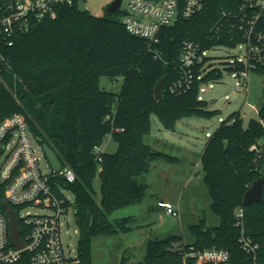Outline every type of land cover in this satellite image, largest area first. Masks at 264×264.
Returning <instances> with one entry per match:
<instances>
[{
  "label": "trees",
  "instance_id": "16d2710c",
  "mask_svg": "<svg viewBox=\"0 0 264 264\" xmlns=\"http://www.w3.org/2000/svg\"><path fill=\"white\" fill-rule=\"evenodd\" d=\"M241 0H207L190 19L178 18L164 27L158 41L132 35L118 12L102 16L82 11L79 5H62L55 19L47 20L28 33L15 37L7 53L12 70L0 67V122L21 113L43 145H48L62 165H70L77 176L74 183L59 178L76 199L79 229L78 251L83 264L93 263V239L132 229L130 217L112 221V212L143 200L147 185L137 176L149 169L156 158L171 160L167 153L145 142L156 115L166 129L174 130L184 117H210L209 102L200 98L203 83L222 78V71L209 69L205 51L217 46L235 47L243 42L241 32L223 20L224 10L236 9ZM184 0H180V7ZM264 30V16L258 22ZM220 28L219 32H215ZM214 30V32H213ZM199 45L203 60L195 66L190 88L173 90L181 78L178 65L185 43ZM239 60L230 70L244 68ZM263 74L264 65L255 69ZM123 77L119 93L100 85L101 77ZM166 76L162 98L154 89ZM117 141L115 152H103L97 159L95 147L107 135ZM201 164L204 181L212 199L211 210L220 225L209 227L205 219L190 225L195 237L185 243L180 236L151 239L145 259L130 264H185L191 247H218L231 253L229 264H251L241 249V228L236 225V209L245 210L246 233L260 244L264 261L263 199L244 204V195L262 176L264 165V102L259 118L245 124L241 110L223 120L207 141ZM101 177V203L95 197L93 180ZM6 187L0 182V212L6 214ZM15 212L19 208L13 206ZM19 226L25 233L19 220ZM193 262H191L192 264ZM19 264H30L24 256ZM121 264H129L123 257Z\"/></svg>",
  "mask_w": 264,
  "mask_h": 264
},
{
  "label": "built area",
  "instance_id": "2783aa9c",
  "mask_svg": "<svg viewBox=\"0 0 264 264\" xmlns=\"http://www.w3.org/2000/svg\"><path fill=\"white\" fill-rule=\"evenodd\" d=\"M85 0H0V67L12 70L7 53L14 45L15 37L28 33L39 24L55 19L62 5H74ZM106 1V10L115 0ZM207 0H122L120 17L127 30L148 42L158 41L161 30L176 22L180 17L190 19L199 13ZM124 5V6H123ZM127 13V14H126ZM264 16V0H241L236 9L224 10L223 20L231 23L243 37L246 45V63L238 70L234 92H247L250 71L264 65V30L258 22ZM218 28L215 32H219ZM214 32V30H213ZM203 60L200 47L188 41L178 62L181 78L173 90L186 92L194 79V69ZM202 85L200 92H205ZM111 134L105 138H109ZM33 138L43 144L32 133L26 116L16 113L0 122V182L6 187V201L24 211L29 206H38L45 214L17 215L24 226L21 237L23 248L12 245L7 214L0 212V264H19L28 256L30 264H83L74 250H67L63 241L64 219L72 209L76 212V199L66 195L65 187L58 184L62 178L68 183L77 179L74 169L66 164L59 170L42 169L40 157L36 155ZM44 151V150H43ZM98 160H101V145L95 147ZM45 156V154H44ZM158 206L167 214L179 216V211L170 201H159ZM236 225L241 228L239 244L251 264H264L260 259V244L245 230V210L236 209ZM79 234V229L76 230ZM192 264H229L231 253L216 246L205 249L191 247L185 255ZM186 262L185 264H191Z\"/></svg>",
  "mask_w": 264,
  "mask_h": 264
},
{
  "label": "rangeland",
  "instance_id": "374dc122",
  "mask_svg": "<svg viewBox=\"0 0 264 264\" xmlns=\"http://www.w3.org/2000/svg\"><path fill=\"white\" fill-rule=\"evenodd\" d=\"M88 11L95 16H102L106 10L104 0H85ZM124 6V5H123ZM120 15V13L118 12ZM209 58L207 67L222 71V78L203 83L205 92L200 98L209 102V110L215 111L210 117H184L174 130L166 129L156 115L152 116V131L145 141L153 148L163 151L173 158L154 159L149 169L137 176V180L147 185L143 200L115 209L110 219L115 221L130 217L132 229L115 235H100L93 239L94 264H121L122 258L130 263L142 262L145 259L147 243L151 239H164L180 236L185 243H193L195 237L190 225L198 224L205 219L209 227L220 225V217L211 210V196L204 181V170L201 164L203 149L223 120L235 111L241 110L245 124L252 118H259V111L264 102L263 74L251 70L248 91L234 92L238 70H230L231 63L239 60L246 63V45L239 43L235 47L217 46L204 52ZM124 82L123 77H101L100 85L107 91L119 93ZM37 157H40L42 169L50 170V163L40 143L33 138ZM118 148L113 136L101 143L103 152H115ZM158 161V162H157ZM95 197L101 203V177L99 172L93 180ZM75 203V195L65 189ZM158 198L169 199L179 211V216L167 214L163 209L155 208ZM30 212L45 214L48 211L38 206H29L19 215ZM63 241L67 250L77 253L80 234L76 233L78 225L75 210L72 209L64 219Z\"/></svg>",
  "mask_w": 264,
  "mask_h": 264
},
{
  "label": "water",
  "instance_id": "95a60500",
  "mask_svg": "<svg viewBox=\"0 0 264 264\" xmlns=\"http://www.w3.org/2000/svg\"><path fill=\"white\" fill-rule=\"evenodd\" d=\"M122 4V0H115L113 1L109 7L108 11L109 12H118L120 11ZM79 8L82 11H88L85 3L83 1H80L79 3ZM127 14V13H126ZM167 77L164 76L162 77L155 89H154V94L156 99L160 100L162 98V93H163V86L166 81ZM43 150L44 154L47 157L49 163L55 170H59L61 168V162L56 155V153L48 146V145H43ZM261 174L262 176L258 179H256L252 186L247 190V192L244 195V204L245 205H250L253 202H259L263 199V188H264V165L261 169ZM4 209L6 211V214L9 219V225H10V240L12 245L16 246L17 248H23L25 243L21 237V228L19 226V222L17 219L16 212L14 208L7 202H4Z\"/></svg>",
  "mask_w": 264,
  "mask_h": 264
},
{
  "label": "crops",
  "instance_id": "0c3cea01",
  "mask_svg": "<svg viewBox=\"0 0 264 264\" xmlns=\"http://www.w3.org/2000/svg\"><path fill=\"white\" fill-rule=\"evenodd\" d=\"M147 136V135H146ZM145 136V137H146ZM146 142V141H145ZM147 143V142H146ZM149 144V143H148ZM150 145V144H149ZM153 147V146H152ZM155 149V148H154ZM102 150V149H101ZM157 150V149H156ZM160 151V150H159ZM102 152H103V150H102ZM163 152V151H162ZM165 153V152H164ZM158 162V161H157ZM159 201H170L169 199H165V198H158L157 199V202H156V204H155V208H158V209H160V210H162V208H160L159 206H158V202ZM171 202V201H170Z\"/></svg>",
  "mask_w": 264,
  "mask_h": 264
}]
</instances>
